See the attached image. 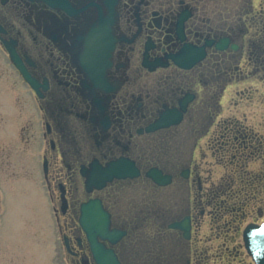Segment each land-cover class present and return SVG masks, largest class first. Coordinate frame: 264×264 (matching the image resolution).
I'll return each mask as SVG.
<instances>
[{
  "label": "flooded vegetation",
  "instance_id": "obj_1",
  "mask_svg": "<svg viewBox=\"0 0 264 264\" xmlns=\"http://www.w3.org/2000/svg\"><path fill=\"white\" fill-rule=\"evenodd\" d=\"M252 14L244 4L223 7L220 0H63L55 7L46 0H0V47L13 70L3 40L18 52L37 85L23 78L39 110L45 185L56 213L74 221L70 242L78 259L90 254L78 224L83 201L103 199L113 225L130 234L107 204L118 184L145 179L158 188L145 174L153 166L185 179L187 167L176 174L162 162L166 144L178 139L171 131L185 122L194 128L205 121L199 136L211 129L214 138L224 136L215 125L222 89L236 83L243 57L264 65V37L249 36ZM180 113V122L149 130ZM238 132L231 126L227 139L240 141ZM120 159L142 174L86 190L85 171ZM191 166L189 179L196 181ZM122 242L117 250L126 264Z\"/></svg>",
  "mask_w": 264,
  "mask_h": 264
},
{
  "label": "rangeland",
  "instance_id": "obj_2",
  "mask_svg": "<svg viewBox=\"0 0 264 264\" xmlns=\"http://www.w3.org/2000/svg\"><path fill=\"white\" fill-rule=\"evenodd\" d=\"M220 1L223 7H250L249 36L264 37V0ZM237 75L235 84L229 80L222 89V106L217 107L215 125L224 136L214 138L212 129L199 136L205 121L194 122V128L188 121L171 131L178 139L166 144L162 162L176 174L192 164L196 181L178 175L173 184L157 188L140 179L118 184L116 196L108 198L118 223L130 229L119 248L126 264H254L244 247L243 229L264 218V65L245 56ZM38 114L30 90L0 47V264L75 261L60 238L41 178ZM231 126L240 141L227 139ZM197 139L199 148L192 153ZM77 182L80 186L82 181ZM78 205L76 201L77 213ZM184 214L192 215L190 239L168 227ZM65 216L71 232L74 221Z\"/></svg>",
  "mask_w": 264,
  "mask_h": 264
},
{
  "label": "water",
  "instance_id": "obj_3",
  "mask_svg": "<svg viewBox=\"0 0 264 264\" xmlns=\"http://www.w3.org/2000/svg\"><path fill=\"white\" fill-rule=\"evenodd\" d=\"M16 56H14L15 59ZM100 172V176L103 175V177L99 183L96 182L99 187L114 177L124 178L139 174V170L130 168L127 163L100 170ZM84 174L90 176L89 171H85ZM148 175L161 185H166L171 182V176L164 175L158 169L151 170ZM88 183H91V181ZM80 222L89 234L92 251L98 264H122L115 249L109 247L105 240H109L115 244L126 234V231L111 228L110 214L105 210L100 200L94 199L83 204ZM173 226L182 229L185 237H190L191 224L188 219L177 222ZM245 241L258 264H264V224L261 226L249 225L245 230Z\"/></svg>",
  "mask_w": 264,
  "mask_h": 264
}]
</instances>
